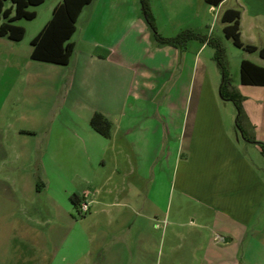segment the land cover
<instances>
[{
    "label": "crops",
    "instance_id": "0c3cea01",
    "mask_svg": "<svg viewBox=\"0 0 264 264\" xmlns=\"http://www.w3.org/2000/svg\"><path fill=\"white\" fill-rule=\"evenodd\" d=\"M149 4L165 37L238 9L241 40L264 46V0ZM72 40L63 65L0 36V264H264V151L219 95L207 41L158 42L141 0H92ZM240 83L264 142V85Z\"/></svg>",
    "mask_w": 264,
    "mask_h": 264
},
{
    "label": "trees",
    "instance_id": "16d2710c",
    "mask_svg": "<svg viewBox=\"0 0 264 264\" xmlns=\"http://www.w3.org/2000/svg\"><path fill=\"white\" fill-rule=\"evenodd\" d=\"M46 0H0V36H8L13 40H22L25 36V27L14 22L21 18L33 19L36 17L35 10H29L30 5H39ZM92 0H61L53 10L51 19L41 29V31L32 39L31 57L36 60L46 61L56 64H68L75 51V43L72 40L77 30V22L83 8ZM210 4L218 5L221 0H207ZM11 6L7 7L6 3ZM143 13L148 24L155 34L158 42L174 46H183L188 40L197 38L207 41L208 44H214L217 47L215 57L219 60L222 69V81L220 85V95L224 100L232 101L237 110V127L242 131L244 137L261 146L264 151V142L259 141L255 136L247 133L243 126L245 111L243 108L244 96L239 93L232 84V79L227 73L226 65L220 59L222 49L218 43L208 39L201 33L192 30H183L174 37H165L161 35L156 26L155 17L151 10L149 0H141ZM240 16L238 9H228L222 16V20L227 22L224 27V33L227 38H231L234 44L249 52H258L264 58V46L258 47L246 44L241 40ZM241 82L243 84L264 85V66L243 59L240 65ZM92 127L106 137L111 136V121L102 113L96 112L91 118ZM77 202V198H74Z\"/></svg>",
    "mask_w": 264,
    "mask_h": 264
},
{
    "label": "rangeland",
    "instance_id": "374dc122",
    "mask_svg": "<svg viewBox=\"0 0 264 264\" xmlns=\"http://www.w3.org/2000/svg\"><path fill=\"white\" fill-rule=\"evenodd\" d=\"M52 0H46L42 4L39 5H30L28 7L29 10H35L37 15L33 19L21 18L16 20L14 23L26 27V33L22 40H19L22 43V49L29 50L31 47V37L33 33H36L38 29L42 27L45 23L48 13L47 8L49 3ZM157 1V0H152ZM8 4L10 2H7ZM209 16V24L203 28V35H205L208 39H211L213 42L218 43L222 49V55L220 59L226 65L227 73L232 79V84L234 88L241 93L242 95L245 93L246 87H251L249 85L243 86L240 83V59L242 57H248L251 61L264 63V59H262L258 52H249L241 47H238L234 44L231 38H227L225 36L223 27L225 22L221 19V17L215 18L214 14ZM200 42V41H196ZM208 43V42H207ZM217 53V47L214 44H210L207 46L206 50L202 53V57L206 58L208 65L213 68V72L216 75V78L222 80V69L219 63V60L215 57ZM245 87V88H244ZM220 95V94H219ZM232 102V101H231ZM228 102L230 106H232L234 112L236 113V117L238 115V110L234 103Z\"/></svg>",
    "mask_w": 264,
    "mask_h": 264
},
{
    "label": "built area",
    "instance_id": "2783aa9c",
    "mask_svg": "<svg viewBox=\"0 0 264 264\" xmlns=\"http://www.w3.org/2000/svg\"><path fill=\"white\" fill-rule=\"evenodd\" d=\"M80 208L82 213H87L89 211V203L85 200L80 203Z\"/></svg>",
    "mask_w": 264,
    "mask_h": 264
}]
</instances>
